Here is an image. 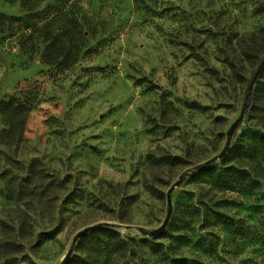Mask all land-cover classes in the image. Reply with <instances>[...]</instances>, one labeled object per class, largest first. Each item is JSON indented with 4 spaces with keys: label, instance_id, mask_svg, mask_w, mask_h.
<instances>
[{
    "label": "rangeland",
    "instance_id": "obj_1",
    "mask_svg": "<svg viewBox=\"0 0 264 264\" xmlns=\"http://www.w3.org/2000/svg\"><path fill=\"white\" fill-rule=\"evenodd\" d=\"M71 2L0 0V102H29L20 134L0 113V264H58L77 231L103 222L152 240L141 229L161 224L181 177L155 239L174 241L207 180L198 167L223 148L258 68L211 166L240 165L251 133H264V0H78V16L101 27L88 54L57 68L40 60L45 31L29 24ZM102 228L83 234L65 264H84Z\"/></svg>",
    "mask_w": 264,
    "mask_h": 264
},
{
    "label": "trees",
    "instance_id": "obj_2",
    "mask_svg": "<svg viewBox=\"0 0 264 264\" xmlns=\"http://www.w3.org/2000/svg\"><path fill=\"white\" fill-rule=\"evenodd\" d=\"M69 7L68 11L59 8L39 24H29L34 32L45 31L40 60L57 68L68 67L88 54L91 50L88 41L95 38L101 27L93 16H78L82 10L78 0H73ZM67 12L69 17L65 20ZM3 19L5 17L0 15V22ZM54 24H59V31L51 34ZM36 46L34 39L26 48L35 51ZM252 96V90L247 88L243 105L249 106ZM0 113L11 130L8 133L20 134L29 113V102L10 98L0 102ZM251 136L244 146L245 159L240 165L215 168L210 162L198 167V170L202 168L201 174L207 175V180L190 202L183 230L174 241H156L157 236L137 241L123 238L111 227H104L98 230L101 238L83 263L264 264V203L256 204L264 196V133L252 132ZM206 165L208 167L204 168ZM226 193L229 196H218ZM239 208L247 209L250 214L246 218L236 216ZM221 231L227 234L225 239L220 237ZM243 251L248 252L247 256L237 258Z\"/></svg>",
    "mask_w": 264,
    "mask_h": 264
},
{
    "label": "water",
    "instance_id": "obj_3",
    "mask_svg": "<svg viewBox=\"0 0 264 264\" xmlns=\"http://www.w3.org/2000/svg\"><path fill=\"white\" fill-rule=\"evenodd\" d=\"M259 72V68L255 71V74L253 75L251 81L249 82L248 84V89L251 90L252 87H253V83L257 77V74ZM245 108H246V104L243 105V108L241 109L240 111V114L238 116L237 119H235L229 126L228 128V131H227V140L223 146V148L221 149V151L215 155L214 157H212L209 161H207L206 163H210L216 159H220L222 157H224V155L226 154L228 148H229V144H230V137L232 135V132L233 130L237 127V125L239 124L240 120L242 119V116L244 114V111H245ZM182 178L180 177L179 180H177L176 182H174L167 190L166 192V203H167V209H166V214H165V217L163 218L161 224L156 227V228H153L151 230H142V233L144 235H148L150 237H155V236H158L160 234H162V232L165 230L168 222H169V219L171 217V213H172V202H171V192L172 190L174 189V187L176 185H178L180 182H181ZM98 227H120V228H127L128 226L127 225H122V224H116V223H108V222H103V223H98V224H93V225H90V226H86L82 229H80L79 231H77L73 238H72V243L69 247V249L67 250V252L64 254V256L62 257V259L60 260V262L58 264H65L68 259L70 258L71 256V253L73 251V248H74V245L76 243V241L83 235L85 234L86 232L90 231V230H93V229H96Z\"/></svg>",
    "mask_w": 264,
    "mask_h": 264
}]
</instances>
